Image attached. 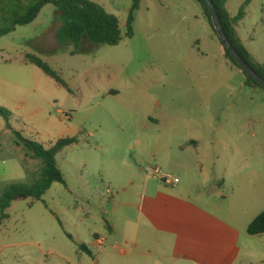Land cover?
Returning <instances> with one entry per match:
<instances>
[{
    "label": "rangeland",
    "instance_id": "374dc122",
    "mask_svg": "<svg viewBox=\"0 0 264 264\" xmlns=\"http://www.w3.org/2000/svg\"><path fill=\"white\" fill-rule=\"evenodd\" d=\"M92 1L120 20L119 44L85 41L71 54L73 46L57 43L61 22L52 4L0 37V106L10 112L8 120L0 115V198L13 184L31 185L44 166L16 132L46 148L60 138H79L56 156L65 183L54 182L41 200L18 199L7 209L0 264H81L80 245L88 247L96 234L109 238L110 223L119 233L126 224L131 234V221L120 220L112 202L126 204L122 210L135 218L136 209L127 205L143 189L145 173L136 171L141 166L175 174L212 196L227 192L214 209L232 215L242 229L264 211V89L245 84L203 5L141 0L129 37L132 0ZM226 1L234 16L246 0ZM245 13L237 31L264 64V0H249ZM27 53L60 80L30 63ZM243 234V246L264 259V233ZM129 259L115 257L110 264Z\"/></svg>",
    "mask_w": 264,
    "mask_h": 264
},
{
    "label": "crops",
    "instance_id": "0c3cea01",
    "mask_svg": "<svg viewBox=\"0 0 264 264\" xmlns=\"http://www.w3.org/2000/svg\"><path fill=\"white\" fill-rule=\"evenodd\" d=\"M191 143L194 145V141ZM146 168L141 166L136 170L145 173L143 189L137 202L127 205L136 209L135 218L122 210L126 204L119 203V207H115L112 202V211L120 213L117 217L131 221V234L126 235V224L119 228V233L116 224L110 223L113 233L109 238L96 234L86 246L90 254L86 251L76 253L81 257V264H90L89 257H92V264H110L115 257H131L130 264H148L151 260L154 264H264L261 252L243 246V232L248 227L242 229L239 220L214 209L223 206L229 196L227 192L219 191L212 196L203 189L194 190L182 184L181 179L177 184L168 185ZM216 182L219 187L225 184V180ZM135 184L133 178L130 185ZM121 188L128 190L126 184ZM101 239L104 245L108 240L111 244L107 248L99 246ZM61 256L66 261L71 260L68 255Z\"/></svg>",
    "mask_w": 264,
    "mask_h": 264
},
{
    "label": "trees",
    "instance_id": "16d2710c",
    "mask_svg": "<svg viewBox=\"0 0 264 264\" xmlns=\"http://www.w3.org/2000/svg\"><path fill=\"white\" fill-rule=\"evenodd\" d=\"M212 1L229 40L233 43L243 59L264 78V64L254 59L252 53L241 40L236 28L237 22L245 17V7L249 0L245 1L238 13L234 16L229 12L226 0ZM198 2L203 5L205 17L213 27L205 1L198 0ZM47 4H52L56 8L57 17L61 22L56 31L57 43L60 46H73L71 54H76L84 49L83 44L85 41L97 44L117 45L123 38L118 17L92 0H0V37L15 31L17 26L27 25L35 21L42 8ZM140 4L141 0H132L126 33L129 37L133 35L135 12L139 9ZM220 43L224 48L225 56L245 74V84L247 86H257L264 89V87L253 80L238 65L221 41ZM26 59L30 63L40 67L56 80H60L57 72L37 55L27 53ZM9 113V110L0 106V115L4 116L7 120ZM16 136L19 139L18 142L23 143L32 152L34 157L43 161L44 166L41 176L31 185L23 183L13 184L2 194L0 198V226L3 220L8 218L6 211L13 201L27 198L41 200L54 182L65 183L64 176L57 164L56 156L65 147L79 142V138L77 137L60 138L46 148L36 141L25 138L20 132H16ZM247 231L250 235L264 233V211L253 219ZM80 248L90 254L86 245L81 244Z\"/></svg>",
    "mask_w": 264,
    "mask_h": 264
},
{
    "label": "water",
    "instance_id": "95a60500",
    "mask_svg": "<svg viewBox=\"0 0 264 264\" xmlns=\"http://www.w3.org/2000/svg\"><path fill=\"white\" fill-rule=\"evenodd\" d=\"M209 14L211 16L213 27L224 45V47L230 52L232 57L235 59V61L238 63V65L253 79L255 80L259 85L264 87V78L256 72L250 64L243 59V57L239 54V52L236 50L233 43L229 40L227 34L224 31V28L222 26V23L220 21V17L218 15V12L216 10V7L212 0H204Z\"/></svg>",
    "mask_w": 264,
    "mask_h": 264
},
{
    "label": "built area",
    "instance_id": "2783aa9c",
    "mask_svg": "<svg viewBox=\"0 0 264 264\" xmlns=\"http://www.w3.org/2000/svg\"><path fill=\"white\" fill-rule=\"evenodd\" d=\"M147 172H150L152 174H155L156 176H158L162 182H164L165 184L171 185V184H177L180 181V178L175 176V175H171L168 173H164L160 168L156 167V168H146ZM104 245V240L101 239L99 241V246H103Z\"/></svg>",
    "mask_w": 264,
    "mask_h": 264
}]
</instances>
